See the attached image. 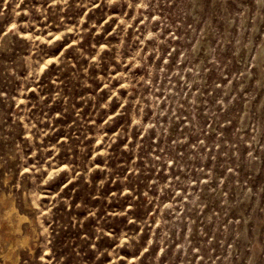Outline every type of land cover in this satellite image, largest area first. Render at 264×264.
Returning <instances> with one entry per match:
<instances>
[{"label":"rangeland","instance_id":"374dc122","mask_svg":"<svg viewBox=\"0 0 264 264\" xmlns=\"http://www.w3.org/2000/svg\"><path fill=\"white\" fill-rule=\"evenodd\" d=\"M0 264H264V0H0Z\"/></svg>","mask_w":264,"mask_h":264},{"label":"bare ground","instance_id":"6f19581e","mask_svg":"<svg viewBox=\"0 0 264 264\" xmlns=\"http://www.w3.org/2000/svg\"><path fill=\"white\" fill-rule=\"evenodd\" d=\"M11 212H14V211H13V207H12V211H11ZM13 214H14V213H13ZM9 215H10V214H9ZM9 215H8V216H9ZM11 216H13V215H11ZM16 216L18 217L16 221H18V219H19L20 223H21L22 220L25 219V216H23L22 214H18V213H17ZM14 218H15V217H14ZM16 224H17V223H16ZM18 226H19V225H18ZM15 228H16V227H15ZM18 228H19V227H18ZM16 230H17V229H16Z\"/></svg>","mask_w":264,"mask_h":264}]
</instances>
